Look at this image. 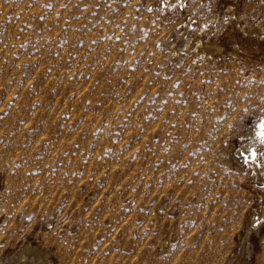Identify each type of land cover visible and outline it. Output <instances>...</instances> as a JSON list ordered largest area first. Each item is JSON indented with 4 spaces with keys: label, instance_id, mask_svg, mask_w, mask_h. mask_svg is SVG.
Returning a JSON list of instances; mask_svg holds the SVG:
<instances>
[{
    "label": "rangeland",
    "instance_id": "374dc122",
    "mask_svg": "<svg viewBox=\"0 0 264 264\" xmlns=\"http://www.w3.org/2000/svg\"><path fill=\"white\" fill-rule=\"evenodd\" d=\"M263 117L264 0H0V264H264Z\"/></svg>",
    "mask_w": 264,
    "mask_h": 264
},
{
    "label": "bare ground",
    "instance_id": "6f19581e",
    "mask_svg": "<svg viewBox=\"0 0 264 264\" xmlns=\"http://www.w3.org/2000/svg\"><path fill=\"white\" fill-rule=\"evenodd\" d=\"M261 125H264V117L260 120V123H259V126L252 130L251 132H249L246 136V138H254V140H256V143L258 144V148H254V147H247V152H245L243 149H242V153H246L245 155V160L247 161L246 163L249 164V167L250 165L253 166L255 169H260L261 167V162H260V159H261V156H264V139H262L260 133L261 132H264V128H261ZM252 141V140H251ZM251 144H253V142H250ZM249 144V143H248ZM254 146V145H253ZM243 148V147H242ZM246 149V148H245ZM240 152V151H239ZM238 152V153H239ZM255 152L256 153V157L253 159L251 154ZM241 153V154H242ZM240 154V155H241ZM244 155H242L243 157ZM264 159V158H263ZM262 159V160H263ZM262 164H263V161H262ZM260 166V167H259ZM252 168V167H251ZM262 170V169H261ZM258 171V170H257ZM264 172V171H263ZM264 220V210L263 211H258L257 209L256 210H253V216H252V222H251V225H253L254 227L257 228V231H259L260 227H261V223L263 222ZM264 223V222H263ZM249 231L250 229L248 230L247 234H246V238L248 237L249 235ZM246 242V241H245Z\"/></svg>",
    "mask_w": 264,
    "mask_h": 264
},
{
    "label": "snow or ice",
    "instance_id": "6c2138e0",
    "mask_svg": "<svg viewBox=\"0 0 264 264\" xmlns=\"http://www.w3.org/2000/svg\"><path fill=\"white\" fill-rule=\"evenodd\" d=\"M261 128H264V125H261ZM260 135H261L262 139H264V132H261ZM251 156H252V158L254 159V158L256 157V153L253 152V153L251 154Z\"/></svg>",
    "mask_w": 264,
    "mask_h": 264
}]
</instances>
